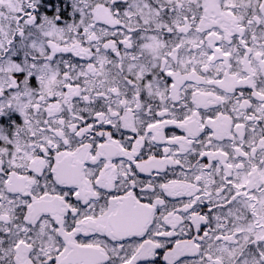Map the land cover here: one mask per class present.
<instances>
[{"label": "snow or ice", "instance_id": "6c2138e0", "mask_svg": "<svg viewBox=\"0 0 264 264\" xmlns=\"http://www.w3.org/2000/svg\"><path fill=\"white\" fill-rule=\"evenodd\" d=\"M0 264H264V0H0Z\"/></svg>", "mask_w": 264, "mask_h": 264}]
</instances>
